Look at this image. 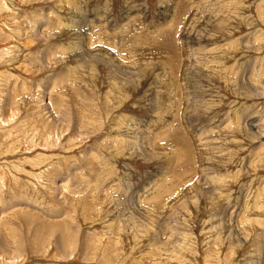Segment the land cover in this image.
Here are the masks:
<instances>
[{
    "label": "rangeland",
    "instance_id": "374dc122",
    "mask_svg": "<svg viewBox=\"0 0 264 264\" xmlns=\"http://www.w3.org/2000/svg\"><path fill=\"white\" fill-rule=\"evenodd\" d=\"M0 264H264V0H0Z\"/></svg>",
    "mask_w": 264,
    "mask_h": 264
},
{
    "label": "bare ground",
    "instance_id": "6f19581e",
    "mask_svg": "<svg viewBox=\"0 0 264 264\" xmlns=\"http://www.w3.org/2000/svg\"><path fill=\"white\" fill-rule=\"evenodd\" d=\"M92 75H93V74H92ZM131 82H132V81H131ZM115 89H116V88H115ZM115 89H114V90H115ZM107 99H108V98H107ZM116 101H118V100L116 99Z\"/></svg>",
    "mask_w": 264,
    "mask_h": 264
}]
</instances>
